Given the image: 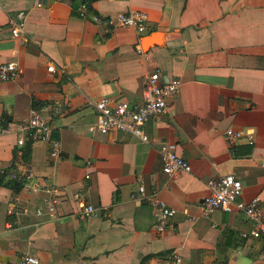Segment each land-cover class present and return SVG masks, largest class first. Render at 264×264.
I'll use <instances>...</instances> for the list:
<instances>
[{
    "label": "crops",
    "instance_id": "crops-1",
    "mask_svg": "<svg viewBox=\"0 0 264 264\" xmlns=\"http://www.w3.org/2000/svg\"><path fill=\"white\" fill-rule=\"evenodd\" d=\"M82 3L0 0V62H15L19 73L0 82V166L28 169L57 190L55 217L46 220L34 215L42 192L0 184V264L25 255L39 264H263L264 242L239 237L253 227L241 214L199 216L205 182L227 174L240 182L242 201L257 197L264 210V0H94L80 17ZM17 11L26 13L23 44L7 26ZM138 12L147 32L116 24L117 15ZM156 70L180 86L165 116L143 126L147 143L87 131L95 121L87 102L139 104L142 77ZM31 107L47 117L58 110L49 122L58 158L46 143L16 145ZM226 129L250 130L253 144H226ZM163 143L174 145L188 174L161 172ZM140 183L176 211L162 233L153 208L129 198ZM74 193L99 216L79 220Z\"/></svg>",
    "mask_w": 264,
    "mask_h": 264
},
{
    "label": "built area",
    "instance_id": "built-area-1",
    "mask_svg": "<svg viewBox=\"0 0 264 264\" xmlns=\"http://www.w3.org/2000/svg\"><path fill=\"white\" fill-rule=\"evenodd\" d=\"M37 7L39 5H36ZM85 6L81 5L78 15L84 17ZM26 13L24 11L14 12L7 21L10 36L19 44L24 43V27ZM93 21L98 18L93 16ZM116 24L122 28H133L137 33L147 32V16L142 12L135 14H119L116 16ZM47 72H53L52 65L46 67ZM18 68L15 62H0V82H13L18 78ZM180 83L174 78L161 76L156 70L142 77L141 80V102L139 104H129L124 101L112 102L106 97H101L96 101L87 102L93 109L95 121L88 126L90 133L107 134L115 131L126 133L142 143L148 142V137L143 131V126L149 122H158L166 114L167 100L174 98L178 94ZM59 114L58 110L51 112L50 117L55 118ZM50 117L43 114L37 107H31L26 119L17 125V132L20 137L16 140L17 146H23L25 143H46L49 146L48 156L56 159L62 152L60 141L53 137V131L50 126ZM6 129H1V134H5ZM243 140L245 144L252 145L254 135L250 130L224 131V141L231 145L234 141ZM158 155L161 162V172L168 178H174L190 172V166L181 157L175 153L174 145L169 143L160 144ZM260 166L264 169V155ZM84 168H90V162H84ZM0 178L2 182H11L19 186L24 192H42L45 197L41 204L34 209V215L37 218L46 220L55 217L57 204V190L53 186L47 185L45 181L36 179L28 169L16 170L0 166ZM89 173L83 176L84 184L89 180ZM207 191L206 197L201 203V218H208L213 212L222 213L236 212L241 214L244 219L252 224L249 232H241V239L262 240L264 242V210L259 206L257 197L244 202L240 199L241 184L232 175H223L217 178L208 179L205 182ZM130 200H140L147 203L155 211L156 224L154 230L156 233H162L168 227L170 220L174 217L176 211L169 208L157 198L156 193L146 194L144 186L140 183L134 192L129 195ZM75 206V216L79 220H91L99 216L98 210L92 205L86 203L84 198L74 193L71 195ZM19 205V202H17ZM22 213L25 209L20 208ZM197 217H189L188 221L194 222ZM172 263H178L177 256H171ZM264 264V255L262 256ZM14 264H39L37 258L25 255ZM216 264V263H212Z\"/></svg>",
    "mask_w": 264,
    "mask_h": 264
},
{
    "label": "trees",
    "instance_id": "trees-1",
    "mask_svg": "<svg viewBox=\"0 0 264 264\" xmlns=\"http://www.w3.org/2000/svg\"><path fill=\"white\" fill-rule=\"evenodd\" d=\"M83 1V3H82V5H84L85 6V9L86 10H88L89 8V4L92 2V1H94V0H82ZM2 183V179L0 178V184ZM11 185H12V188L14 189V191L16 192L18 189H19V186L17 185V184H15V183H11Z\"/></svg>",
    "mask_w": 264,
    "mask_h": 264
}]
</instances>
